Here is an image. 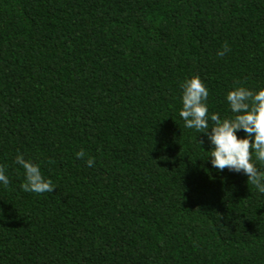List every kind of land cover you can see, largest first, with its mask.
<instances>
[{
    "label": "trees",
    "instance_id": "1",
    "mask_svg": "<svg viewBox=\"0 0 264 264\" xmlns=\"http://www.w3.org/2000/svg\"><path fill=\"white\" fill-rule=\"evenodd\" d=\"M194 76L221 120L264 89V0H0V264H264V193L179 115Z\"/></svg>",
    "mask_w": 264,
    "mask_h": 264
},
{
    "label": "clouds",
    "instance_id": "2",
    "mask_svg": "<svg viewBox=\"0 0 264 264\" xmlns=\"http://www.w3.org/2000/svg\"><path fill=\"white\" fill-rule=\"evenodd\" d=\"M228 51L230 49L225 43L217 55L224 56ZM181 87L183 108L179 115L186 128L208 135L215 146L211 151L213 167L219 170L227 168L237 173L243 171L248 176V184L254 185L260 193H264V171L259 170L252 162L254 154L257 161L264 163V89L253 92L244 87H237L230 91L226 99L235 118L221 120L219 114L209 117L206 103L209 91L199 76L186 80ZM240 130L245 132L246 138L237 137L236 133ZM76 156L83 159L85 153L80 151ZM16 163L21 165L25 172V182L21 185L23 191L44 194L52 193L56 189L51 179L44 178L39 165L25 160L23 155H17ZM86 163L88 167H93L94 159L89 158ZM5 172V166H0V182L7 186L9 179Z\"/></svg>",
    "mask_w": 264,
    "mask_h": 264
}]
</instances>
